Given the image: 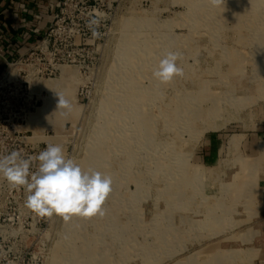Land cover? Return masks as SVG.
I'll return each instance as SVG.
<instances>
[{
	"label": "rangeland",
	"instance_id": "rangeland-1",
	"mask_svg": "<svg viewBox=\"0 0 264 264\" xmlns=\"http://www.w3.org/2000/svg\"><path fill=\"white\" fill-rule=\"evenodd\" d=\"M66 7L69 62L34 80L38 107L0 156L58 144L112 192L104 216L65 223L0 176V264H264V0ZM168 51L184 75L162 84L152 71Z\"/></svg>",
	"mask_w": 264,
	"mask_h": 264
},
{
	"label": "clouds",
	"instance_id": "clouds-1",
	"mask_svg": "<svg viewBox=\"0 0 264 264\" xmlns=\"http://www.w3.org/2000/svg\"><path fill=\"white\" fill-rule=\"evenodd\" d=\"M213 6L224 5L225 0H209ZM99 22L93 20L90 25ZM93 38H101L97 28H92ZM180 52L168 51L152 71V77L162 84L184 75L178 61ZM58 109L62 115L72 111V103L57 93ZM35 170H33V166ZM0 176L13 188H23L27 193L25 206L39 217L58 216L65 223L74 217L104 216V204L112 192V177L96 170H85L74 159L65 155L61 145L48 144L35 156L25 158L13 150L0 156Z\"/></svg>",
	"mask_w": 264,
	"mask_h": 264
},
{
	"label": "built area",
	"instance_id": "built-area-1",
	"mask_svg": "<svg viewBox=\"0 0 264 264\" xmlns=\"http://www.w3.org/2000/svg\"><path fill=\"white\" fill-rule=\"evenodd\" d=\"M67 1L50 0L51 22L45 32L26 51L7 60V69L0 77V146L12 139L10 131L21 132L24 116L38 107L34 80L43 79L45 72L49 76L61 73L69 62V53L60 49L73 44L78 30Z\"/></svg>",
	"mask_w": 264,
	"mask_h": 264
},
{
	"label": "crops",
	"instance_id": "crops-1",
	"mask_svg": "<svg viewBox=\"0 0 264 264\" xmlns=\"http://www.w3.org/2000/svg\"><path fill=\"white\" fill-rule=\"evenodd\" d=\"M49 1L0 0V77L7 60L26 51L49 26Z\"/></svg>",
	"mask_w": 264,
	"mask_h": 264
},
{
	"label": "bare ground",
	"instance_id": "bare-ground-1",
	"mask_svg": "<svg viewBox=\"0 0 264 264\" xmlns=\"http://www.w3.org/2000/svg\"><path fill=\"white\" fill-rule=\"evenodd\" d=\"M129 59H130V58H129ZM147 121H148V120H147ZM236 140H237V139H236ZM236 140L233 139V145H234V147L236 146V145H235V141H236ZM143 141H144V140H143ZM238 141H239V139H238Z\"/></svg>",
	"mask_w": 264,
	"mask_h": 264
}]
</instances>
